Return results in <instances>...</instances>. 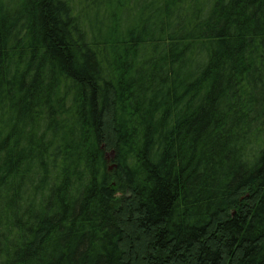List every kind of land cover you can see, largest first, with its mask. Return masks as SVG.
I'll return each instance as SVG.
<instances>
[{"label": "trees", "instance_id": "1", "mask_svg": "<svg viewBox=\"0 0 264 264\" xmlns=\"http://www.w3.org/2000/svg\"><path fill=\"white\" fill-rule=\"evenodd\" d=\"M0 264H264V0H0Z\"/></svg>", "mask_w": 264, "mask_h": 264}, {"label": "water", "instance_id": "2", "mask_svg": "<svg viewBox=\"0 0 264 264\" xmlns=\"http://www.w3.org/2000/svg\"><path fill=\"white\" fill-rule=\"evenodd\" d=\"M111 155H112V153L108 154V158H110V157H111ZM109 156H110V157H109Z\"/></svg>", "mask_w": 264, "mask_h": 264}, {"label": "rangeland", "instance_id": "3", "mask_svg": "<svg viewBox=\"0 0 264 264\" xmlns=\"http://www.w3.org/2000/svg\"><path fill=\"white\" fill-rule=\"evenodd\" d=\"M110 157V156H109Z\"/></svg>", "mask_w": 264, "mask_h": 264}]
</instances>
